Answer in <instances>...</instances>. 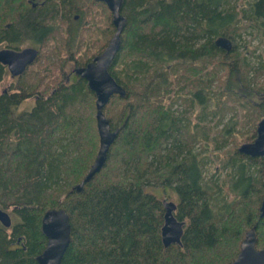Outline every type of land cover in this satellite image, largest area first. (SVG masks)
Segmentation results:
<instances>
[{
	"label": "trees",
	"instance_id": "obj_1",
	"mask_svg": "<svg viewBox=\"0 0 264 264\" xmlns=\"http://www.w3.org/2000/svg\"><path fill=\"white\" fill-rule=\"evenodd\" d=\"M235 1L122 0L126 23L109 72L125 94H113L103 107L118 133L104 165L79 191L73 186L99 148L95 95L86 81H58L53 92L37 94L34 105L22 110L35 83L28 84L27 75L0 93V209L11 207L16 218L8 227L0 223V264H37L46 245L41 218L52 208L69 216L70 241L59 264H229L252 227L255 247L264 249L261 158L236 149L217 165L227 168L222 179L213 178L215 171L207 175L200 152L191 150L201 126L191 132L185 111L176 106L185 97L187 106L199 107V121L208 117L213 127L227 112L242 117L240 130L234 132L233 121L213 135L217 148L235 133L253 140L255 124L264 118V61L251 64L243 52L232 57L214 40L235 37L241 27L260 29L264 0L240 7ZM76 14L91 24L74 20ZM63 22L65 36L55 40L63 37ZM113 31L101 1L44 0L32 7L31 0H0V45L17 49L32 42L44 54L55 40L76 67L101 52ZM199 59L201 69L212 63L207 75L199 74ZM221 71L226 76L215 92L211 84ZM6 72L0 63V81ZM249 89L258 101L246 94ZM208 93L213 97L207 99ZM228 96L235 102L229 104ZM156 187H172L178 195L180 244H162Z\"/></svg>",
	"mask_w": 264,
	"mask_h": 264
},
{
	"label": "water",
	"instance_id": "obj_2",
	"mask_svg": "<svg viewBox=\"0 0 264 264\" xmlns=\"http://www.w3.org/2000/svg\"><path fill=\"white\" fill-rule=\"evenodd\" d=\"M104 2L111 12V22L114 31L108 43L101 52L93 56L86 65L75 68L74 72L85 79L88 87L95 95V120L99 138V148L95 158L85 177L73 189L81 190L87 182L104 165L109 146L115 139L118 130H112L109 120L103 113V107L108 103L113 94L124 96L125 90L110 74L109 68L120 46V35L125 26L126 19L121 14L122 0H97ZM76 17V16H75ZM219 48L229 51L232 47L231 39L219 35L214 40ZM38 50L33 47H23L19 50L11 48L0 49V63L5 65L11 76L20 75L27 65L36 58ZM238 152L250 156L260 157L262 160V174L264 187V118L256 125L255 137L251 142H244L238 148ZM163 205V222L160 228V237L164 247L170 244H180L184 222L178 220L173 211L175 203L166 202ZM259 216L264 217V191L259 206ZM0 223L10 226L9 215L0 210ZM41 231L46 237V245L40 254L36 256L37 264H59L70 241L69 216L63 209H48L41 218ZM256 236L254 227L247 230L240 242L237 256L229 264H264V249L255 247Z\"/></svg>",
	"mask_w": 264,
	"mask_h": 264
},
{
	"label": "rangeland",
	"instance_id": "obj_3",
	"mask_svg": "<svg viewBox=\"0 0 264 264\" xmlns=\"http://www.w3.org/2000/svg\"><path fill=\"white\" fill-rule=\"evenodd\" d=\"M236 1L234 3L238 7H240V6H245L246 2L251 1V0H236ZM92 10L98 11L93 6H92ZM75 16L73 17L74 20H80L79 22L83 21V19L78 18L79 17L78 14H76ZM85 20L88 22L85 25L88 26L89 24H91L90 23L91 21H89L88 19H85ZM85 22H82V23H85ZM111 24H112V22H111ZM65 29H66L65 24L63 22V37L58 35L59 37L57 36L58 38L55 40H59V39L62 40L64 38ZM112 34H113V32H112ZM235 34H236L235 37H233V36L229 37L231 39L232 47L227 52H230V56L235 57L236 56L235 54L237 52H240V53L243 52V54L246 55V58L248 59V61L251 62V64L257 65L258 62L264 61V25L260 29L254 25L251 27L249 26L246 29L241 27L239 29V31ZM55 40L52 41L53 44L51 43V41L49 42V44L51 43L52 46L49 50L45 49L47 51H45L44 54L40 53V49L42 47L41 46L38 47V45H36L32 42H26V43L20 45L17 49L15 48V50H19L23 47L37 48L38 53H40V57H41L40 59H37V56H38V54H37V56L33 60V62H31L29 65H27L25 70L20 75L11 76L10 72L8 71V69L6 67L7 72L4 75V77L2 78V80L0 81V93L4 92L6 90H11L12 87L18 82V80L21 77H24L25 75H27L26 79H27L28 84H33L35 82L33 87L31 88L32 92H30V94L26 97V99L20 103V105L18 107L19 109L22 110V109H28V108L32 107L34 105L35 97L37 96V94L40 93L42 95H45V94L49 93L52 90L53 86L58 81L63 82L65 80L66 75L70 72V69H72L73 67H76L75 64L71 60H69V59L66 60V58H64V55H63L64 51L63 50L60 51V50H58V48H56L57 43H55ZM107 43H108V41H107ZM106 44H105V46H106ZM1 47H3V44L0 45V48ZM86 54L88 56H90L91 51L87 52ZM60 59L66 60V64L64 66V68L66 70L65 73H63V67H60V65H59ZM201 60L202 59H199V61L197 62V64L199 65V68H198V70L200 71L199 74L207 75L208 72H210L212 70V66H211L212 63L210 61H208L206 63L207 67L204 69H201V67H202V65H201L202 61ZM28 67H29V69L26 71V69ZM225 76H226V73L224 71H221V72H219V78L220 79L212 82L211 85H212V88L215 90V92L221 91L220 89H218V87L220 86V82H222L225 79ZM74 78H71L70 81L74 80ZM204 79L207 80V78H204ZM234 79L237 80L236 77H234ZM263 79H264V71H263V74L260 76V80L262 81ZM239 88H240V86H239ZM13 90L19 91V89H16V90L13 89ZM249 90H251V89H249ZM184 92L185 91H181L180 94H184ZM253 92L254 91L251 90V91L247 92L246 94H248V96L252 97V99L258 101L257 94L256 93L254 94ZM215 95H217V94H215ZM263 95H264V93H263ZM208 96L211 98L213 97L211 94H209V95H207V99H208ZM226 99L228 101H230L229 104H232L233 102H235L234 98H230V96L226 97ZM187 101L188 100H186L185 97H181L178 100L176 106H177L179 112L185 111V113H186L185 117H186L187 121H189V123H190L188 129H190L191 132H193V133L196 132V124L197 123L199 126H201V128H199V130H202V132L198 131V135L196 136L198 138V140L195 141L193 144H192V142L190 143V144H192L191 150L194 153L200 152L199 159L205 163L204 165L206 167L205 170H206L207 175H210L215 171L213 178L222 179L225 172H227V168H221L218 166L220 168V170H219L217 165L221 164L222 160L227 158L228 154L231 151L236 150L242 143H244V141H242L240 134L235 133L233 136H231L228 139V141L225 143L226 145L217 148L215 146V144L218 143L219 140L214 141L212 139V137L224 125L231 123L233 121H236V123L233 125L235 128L234 129V132H235L236 129H239L242 127V122L240 121L242 119V117L239 115L236 117H233L232 116L233 111L227 112L223 116L222 121L220 123H218L217 125H215V127H213L214 122H212L208 117L204 121H201V120L199 121V118L197 117L198 114L201 115V113L199 111V107L194 106V107L190 108L186 104ZM209 101H208V104H209ZM94 102H95V99H94ZM241 113H242V111H241ZM106 114L107 115H105V116L109 118V116L112 113H106ZM94 116H95V113H94ZM232 118H234V120ZM258 121L256 122L255 127H254L255 133H256V125H257ZM231 126H232V124H231ZM254 137H253V139H254ZM206 138H207L208 142L206 141ZM261 167H262V165H261ZM152 190H153V192H155L156 197L162 201V203L164 200L166 202H173V203H175V205L178 203V195L176 194V192L174 191V189L172 187H166L165 190H163L161 187H156ZM231 196H232V194H231V192H229L227 198L229 199V198H231ZM0 210L6 212L9 215L11 223L16 221V218H15L13 212L11 211L12 210L11 207L4 209V210L3 209H0ZM174 212H175V210L173 211V215L175 214Z\"/></svg>",
	"mask_w": 264,
	"mask_h": 264
},
{
	"label": "flooded vegetation",
	"instance_id": "obj_4",
	"mask_svg": "<svg viewBox=\"0 0 264 264\" xmlns=\"http://www.w3.org/2000/svg\"><path fill=\"white\" fill-rule=\"evenodd\" d=\"M44 0H31L32 2V7H36L38 5H41L43 3ZM36 44V43H35ZM37 45V44H36ZM2 48H11V47H7L5 45H3V47H1L0 49ZM11 49H15V48H11ZM37 49V48H36ZM38 50V49H37ZM61 61V59H60ZM62 63V64H61ZM60 67H63V61L60 62ZM76 67H73L72 69H70V72L66 75V78L65 80L66 81H70L71 78H74L75 76H77V74L74 72ZM81 78V77H80ZM62 82V81H61ZM50 92H53V89L50 91Z\"/></svg>",
	"mask_w": 264,
	"mask_h": 264
},
{
	"label": "bare ground",
	"instance_id": "obj_5",
	"mask_svg": "<svg viewBox=\"0 0 264 264\" xmlns=\"http://www.w3.org/2000/svg\"><path fill=\"white\" fill-rule=\"evenodd\" d=\"M112 129V128H111Z\"/></svg>",
	"mask_w": 264,
	"mask_h": 264
}]
</instances>
